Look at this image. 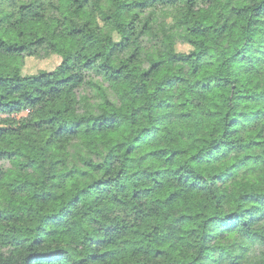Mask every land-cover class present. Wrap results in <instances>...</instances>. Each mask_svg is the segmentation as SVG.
Returning a JSON list of instances; mask_svg holds the SVG:
<instances>
[{
	"label": "trees",
	"instance_id": "trees-1",
	"mask_svg": "<svg viewBox=\"0 0 264 264\" xmlns=\"http://www.w3.org/2000/svg\"><path fill=\"white\" fill-rule=\"evenodd\" d=\"M0 264H264V0H0Z\"/></svg>",
	"mask_w": 264,
	"mask_h": 264
},
{
	"label": "rangeland",
	"instance_id": "rangeland-1",
	"mask_svg": "<svg viewBox=\"0 0 264 264\" xmlns=\"http://www.w3.org/2000/svg\"><path fill=\"white\" fill-rule=\"evenodd\" d=\"M59 62V58L56 56H51L45 59H36V58H28L25 61L23 71L25 73H34L39 69H52Z\"/></svg>",
	"mask_w": 264,
	"mask_h": 264
}]
</instances>
